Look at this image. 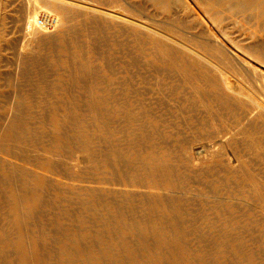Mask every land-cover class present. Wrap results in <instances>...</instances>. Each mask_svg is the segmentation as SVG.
Segmentation results:
<instances>
[{
    "label": "bare ground",
    "instance_id": "obj_1",
    "mask_svg": "<svg viewBox=\"0 0 264 264\" xmlns=\"http://www.w3.org/2000/svg\"><path fill=\"white\" fill-rule=\"evenodd\" d=\"M191 1L196 12L185 0H147L162 14L154 17L142 9L143 15L137 14L138 2L134 5L131 0H0V122L4 123L0 124V264H28L25 234L29 225L41 231L66 226L67 217H87L89 210L58 212L56 204L61 207L63 203L110 212L117 211V205L123 203L137 211L142 207L156 209L153 211L157 215L138 216L135 227L142 236L125 235L118 242L145 240L148 245L140 249L145 251L147 258L143 260L149 264H194L208 258L217 264L223 256L204 254L209 249L203 245L204 233L212 231L204 232L202 226H195L193 218L178 220L173 216L183 217L189 207L197 206L196 202L204 200L208 205L209 198L216 195L214 210L221 207L232 213L229 207L235 210L236 202L244 212L243 216L225 215L224 219L208 223L207 229H222L215 231L218 237L210 242L232 257L230 264H264V0ZM7 68L11 72H5ZM151 81L176 94L177 89L184 91L188 87L189 95L194 96L186 100L205 114L217 109L211 117L214 120L217 116V127L209 134L211 141L194 148L197 154H205L215 172V160L223 161L219 165L222 170L217 174L210 171L206 177L209 179L205 188L209 191L179 189L173 174L166 171L170 163L165 158L144 161V169L137 172L163 178L164 182L153 187L134 184L129 176L117 184L109 178L93 182L104 187L82 186L76 182L82 178L79 170L73 166H59V170L50 158L40 157L38 143L23 142L16 133L21 114H28L27 109L33 113L46 107L48 101L42 99L49 95L55 99L65 96L74 103V92L69 89L74 84L84 88L86 100L82 106L90 111V100L102 92L109 104L108 113H113L111 105H121L115 102L116 87L122 85L134 92ZM6 87L13 88L12 94L3 91ZM119 94L124 101L130 97ZM184 109L178 108L180 113ZM40 137L37 134L34 139ZM253 165L256 169L251 173ZM217 178L219 189L215 187ZM240 186L243 191L237 190ZM244 186L252 191H246ZM50 189L56 195L54 201L41 198L35 206L28 205V194L35 192L38 197V193L45 194ZM93 197H100L102 202L91 203ZM29 217L35 222H29ZM122 226L127 229L129 224ZM12 231L18 234L16 241L9 235ZM187 235L194 238L187 239ZM32 257L41 260L39 256Z\"/></svg>",
    "mask_w": 264,
    "mask_h": 264
},
{
    "label": "rangeland",
    "instance_id": "obj_2",
    "mask_svg": "<svg viewBox=\"0 0 264 264\" xmlns=\"http://www.w3.org/2000/svg\"><path fill=\"white\" fill-rule=\"evenodd\" d=\"M131 1L134 5L138 2V6H136V13L138 10L139 11L137 14H141L142 11L140 9H142L144 14L150 12L151 16L154 15V17H157L155 15H162L160 10L153 8L147 0ZM185 1L194 10V12H196V6L192 3V1ZM143 13L141 15H143ZM201 19L204 21V18L201 17ZM118 40L124 41L123 38H118ZM78 41L82 42L83 39L78 37ZM117 61L119 60H116L115 62ZM118 68L119 67L116 69ZM5 72H11V69L6 70ZM72 87H69V89L74 92V103H69L71 99L66 98L65 96L58 95L57 99H55L53 96L49 95L46 99H42L43 102L48 101V103H46V107H42L37 110L35 109L34 112L38 113H31L30 110L26 108L29 113L27 112L28 114L25 115L21 114V119L17 123L19 124V128H17L16 125V133L21 135L19 140L23 142L34 140L35 142L32 143H38V151L41 158H50L53 162H55V166L57 168L59 166L65 168H71L73 166L72 168L77 171L79 170L78 173L82 177L81 181L76 182L82 186L89 185L94 187H97V185L99 187H104L102 184L93 183L100 182L99 179L101 178L112 179V183L117 184L121 183L128 176L134 184L153 187L156 183L164 182L163 178L160 179L158 177H154V175L150 172H137L139 169H144L143 164L145 162H150L153 159H156L157 161L155 162H158L162 158H165L166 163H170L166 166V171L169 175L173 174V180L179 189L185 190L186 188L196 192L197 190L202 192L209 191L205 188L209 179H206V177L211 172L214 173L215 171L213 170L215 169L211 167V163L207 160L205 154H197L194 148L205 145L211 141L209 134L215 127H217V116L215 115L214 117L215 122L211 117L217 112V109L213 108L211 110V114H205V112L200 111L198 106L195 107L187 101L194 96L189 95L190 89L188 87L184 89V91L182 89H177L178 94H176V92H170L171 90L169 88L154 85V82L151 81L148 84L139 86L138 90H135L134 92L126 90L127 88L122 87V85L118 88L116 87V91L113 93L115 99H117L115 102L121 103V105L113 103L114 106L111 105L112 108L114 107L113 113H108L109 107L107 106H109V104L104 98L105 94L99 92L93 99H91L93 102L90 100L89 105L91 110L89 111V107L86 105L82 106L83 102L85 104L86 100L82 95V93H84V88L78 84H74ZM160 89L164 90L161 91ZM12 90V87H6L3 91L7 94H12ZM120 92L122 94L126 93L130 96L127 97V101L120 99ZM51 93L53 92L51 91ZM66 94L68 97L67 92ZM180 95L181 97H185V101L179 99L178 96ZM176 103H178V105ZM91 105L95 106L91 107ZM93 108H95L96 112ZM178 108L185 109L180 113ZM132 111H135V113ZM72 118L73 120H71ZM181 118H183L184 121L183 119L181 120ZM2 123L3 122H0L1 125L4 124ZM54 125H56V127L58 126L59 130L57 129L56 131ZM179 129L181 130L179 131ZM7 134L10 135L12 132H7ZM37 134L41 137L35 140L34 138ZM194 138L197 140L195 141ZM120 153L122 154L121 157L123 159L121 157H117ZM226 153L228 154V152ZM112 160H114L116 164H109V161ZM215 161L217 162V170H222L221 167H219V165L223 163L222 159H216ZM122 162H124V164ZM147 164L154 169V165H149V163ZM122 165L123 167H119ZM191 167L197 171L195 172L191 169ZM225 167L227 168L228 166ZM250 167L252 168V173L256 167L254 165L253 167ZM58 169L60 170V168ZM217 170L215 174H217ZM124 171L125 173L123 174ZM207 171L208 173H206ZM42 173L46 172L42 171ZM162 173H165V171H162ZM157 174L159 175L160 172ZM134 177H137V179H133ZM42 178H40V180L44 182ZM209 187L211 189L210 184ZM215 187L217 189L220 188L218 178L215 183ZM244 187L246 191H252V188L249 186ZM243 189L244 188H241L240 186L237 190L243 191ZM152 191L156 190L152 189ZM34 194L35 192L26 196V201L29 202L28 205L30 207L33 205L35 206V202L41 198L54 201L56 196L52 193L51 189L45 194L38 193V197L34 196ZM46 194L51 195V197H46ZM100 199V197H93L91 203L94 201L100 203L102 202ZM209 199L210 200L208 201L211 202L208 204L209 206L204 204L205 202L203 200V202H196L197 206L189 207L188 212L185 213L186 215H183L184 218L182 215L179 216L175 214L173 216L175 218L178 217V220L193 218L191 221L195 224V226H198L199 224L203 227L204 232L212 231L211 233H204L206 243L203 245L209 247L208 250L204 251V254H210V256L219 254V256H223V258H219V260H217V264H230V262H233L232 257H230L227 252L222 253L221 250L219 251V248H216L213 246L214 243L210 242L211 238L214 239L217 236L214 235L215 231H221L222 229L219 226L217 227L218 230L214 229V227L207 229L205 226L208 223L217 222L216 220L229 217V215L232 217L243 216L242 212H244V210L241 209L242 205L236 202H233L238 205L235 210L229 207L232 213H228V209L226 213V208L222 209L221 207L214 210V206L217 208V195ZM56 205V210L58 212L60 210V213L71 210L75 212L89 210V212L87 213V217L84 219L67 217L66 226L64 227H50L49 229L35 231L36 228L29 225L25 234V237L27 235L25 245L28 249V264H149L143 260L144 258H147L145 256V251L140 249L143 248L144 244L148 245L145 240L135 242L127 240L125 243L120 244L118 239L124 237L125 235L133 238H137L138 235L142 236L143 233H140V231L135 227V222H138V216L150 214L157 215L158 212L156 211L157 213H155L153 211L156 209L147 210L145 209L146 207H142L139 208V211H137L133 207H129L126 203H123L121 206L117 205L118 208L120 207L117 211L110 212L106 210L96 211L95 207L83 209L80 208L78 204L63 203L61 204V207L58 204ZM84 216H86V214H84ZM61 217H64V215L60 216V218ZM28 220L29 222H35L36 219L29 217ZM122 223L129 224V227L127 229L123 228ZM131 226H134L133 229ZM112 233L114 235H112ZM9 235L14 241L17 240L18 234L15 232L12 231ZM188 237L192 239L194 238V235H187V239ZM38 241L40 243H38ZM128 247L132 248V250L127 251L124 249ZM13 250L15 249L13 248ZM65 253L67 256H65ZM32 256H39L41 260H37L36 258L34 259ZM209 260L211 259H200L198 263L194 264H215L213 260ZM15 264H22V262L18 261Z\"/></svg>",
    "mask_w": 264,
    "mask_h": 264
}]
</instances>
